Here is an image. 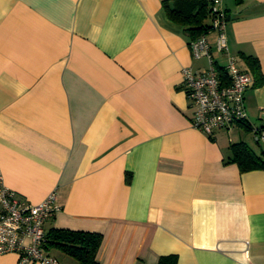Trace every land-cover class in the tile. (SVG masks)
<instances>
[{
	"label": "crops",
	"instance_id": "obj_1",
	"mask_svg": "<svg viewBox=\"0 0 264 264\" xmlns=\"http://www.w3.org/2000/svg\"><path fill=\"white\" fill-rule=\"evenodd\" d=\"M163 1L0 0L2 183L32 204L55 190L45 231L100 234L98 264H264V169L230 161L237 142L264 156V82L245 92L246 125L193 129L181 69L207 60ZM220 2L230 53L264 76V0Z\"/></svg>",
	"mask_w": 264,
	"mask_h": 264
},
{
	"label": "built area",
	"instance_id": "obj_2",
	"mask_svg": "<svg viewBox=\"0 0 264 264\" xmlns=\"http://www.w3.org/2000/svg\"><path fill=\"white\" fill-rule=\"evenodd\" d=\"M211 14L209 32L215 33L216 52L224 64L218 65L206 35H201L189 43V50L194 60L205 58L207 68L197 72L189 67L181 69V87L193 108L191 127L208 136L218 129L247 124L244 96L254 82L228 49L227 19L220 0H214ZM255 138L264 145V125L255 130ZM60 210L55 190L32 204L7 188L0 176V254L17 253V264H58L55 257L44 252L43 244L45 221Z\"/></svg>",
	"mask_w": 264,
	"mask_h": 264
},
{
	"label": "trees",
	"instance_id": "obj_3",
	"mask_svg": "<svg viewBox=\"0 0 264 264\" xmlns=\"http://www.w3.org/2000/svg\"><path fill=\"white\" fill-rule=\"evenodd\" d=\"M163 1L166 18L180 26L188 35L189 43L211 30V8L214 0H171ZM241 5L245 0H233ZM226 19L227 12L224 10ZM248 64L254 78V84L264 82L259 63L249 57ZM230 161L237 164L241 171L264 169V156L257 155L243 142L231 144ZM262 147V146H261ZM264 154V153H262ZM103 238L98 233L71 231L66 229H50L45 233L43 248L58 250L71 258L72 264H98L97 255ZM162 260L160 264H162Z\"/></svg>",
	"mask_w": 264,
	"mask_h": 264
},
{
	"label": "rangeland",
	"instance_id": "obj_4",
	"mask_svg": "<svg viewBox=\"0 0 264 264\" xmlns=\"http://www.w3.org/2000/svg\"><path fill=\"white\" fill-rule=\"evenodd\" d=\"M233 137H234V135H233ZM231 138H232V137H231ZM249 138H250V136H249ZM252 145H254V146H255V143L253 142V143H252Z\"/></svg>",
	"mask_w": 264,
	"mask_h": 264
}]
</instances>
